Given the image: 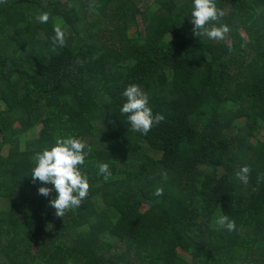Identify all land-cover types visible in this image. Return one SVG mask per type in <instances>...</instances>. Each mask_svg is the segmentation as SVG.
<instances>
[{
  "label": "trees",
  "instance_id": "1",
  "mask_svg": "<svg viewBox=\"0 0 264 264\" xmlns=\"http://www.w3.org/2000/svg\"><path fill=\"white\" fill-rule=\"evenodd\" d=\"M215 3L231 47L194 36L193 0L0 3V264H264V0ZM131 84L165 117L147 135L120 112ZM69 137L89 191L61 218L30 176Z\"/></svg>",
  "mask_w": 264,
  "mask_h": 264
},
{
  "label": "clouds",
  "instance_id": "2",
  "mask_svg": "<svg viewBox=\"0 0 264 264\" xmlns=\"http://www.w3.org/2000/svg\"><path fill=\"white\" fill-rule=\"evenodd\" d=\"M6 0H0V3ZM224 16V12L216 7L215 0H193L191 11V23L194 25L192 32L194 36L207 37L210 40H223L229 32L227 25L215 26L212 24ZM36 20L39 23H47L49 13L42 12ZM212 24L211 27L209 25ZM53 51L57 46L63 47L66 43L65 34L60 25H54ZM126 98L120 112L127 116L131 130L147 135L154 125L164 121L162 114L153 115L149 107V97L142 91L140 86L131 84L126 87L122 93ZM87 148V151L85 149ZM91 151L80 139L69 137L66 139L57 138L55 146L51 149L45 148L42 152L34 155L35 166L32 168L31 179L33 183L37 181L52 187H40V195L48 197L55 190L56 196L51 199L49 204L55 209V215L63 218L66 211L72 208L81 207L82 201L86 198L89 191L87 177L80 171L81 165L85 163V158ZM99 173L107 180L111 175L107 163L99 164ZM251 168L247 165L242 166L236 173L235 177L243 184L249 182ZM153 195L162 196L163 189L157 188ZM217 224L226 229L228 232L235 230V221L230 220L228 216L219 217Z\"/></svg>",
  "mask_w": 264,
  "mask_h": 264
},
{
  "label": "rangeland",
  "instance_id": "3",
  "mask_svg": "<svg viewBox=\"0 0 264 264\" xmlns=\"http://www.w3.org/2000/svg\"><path fill=\"white\" fill-rule=\"evenodd\" d=\"M61 1H63V0H61ZM222 45L224 47H231V45L229 44V42L227 40H223ZM39 125L40 124L35 125L30 130H27L25 133H23V135L20 136V142L23 143V141L28 139V137L35 136L37 134V131H38L39 127H40ZM143 207H146V206L143 205L142 208ZM66 214H68V211H66ZM177 253L179 254V256H181V257H183L185 259H188V260L190 259V256L185 251H183L180 248L177 249Z\"/></svg>",
  "mask_w": 264,
  "mask_h": 264
}]
</instances>
